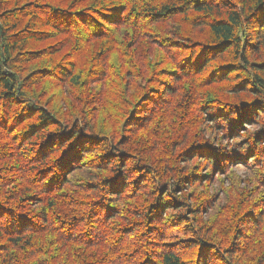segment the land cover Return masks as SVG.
I'll return each instance as SVG.
<instances>
[{
	"label": "trees",
	"instance_id": "trees-1",
	"mask_svg": "<svg viewBox=\"0 0 264 264\" xmlns=\"http://www.w3.org/2000/svg\"><path fill=\"white\" fill-rule=\"evenodd\" d=\"M0 264H264V0H0Z\"/></svg>",
	"mask_w": 264,
	"mask_h": 264
},
{
	"label": "rangeland",
	"instance_id": "rangeland-1",
	"mask_svg": "<svg viewBox=\"0 0 264 264\" xmlns=\"http://www.w3.org/2000/svg\"><path fill=\"white\" fill-rule=\"evenodd\" d=\"M244 171H245V169H243V168L239 169V172L242 173V174H244Z\"/></svg>",
	"mask_w": 264,
	"mask_h": 264
}]
</instances>
